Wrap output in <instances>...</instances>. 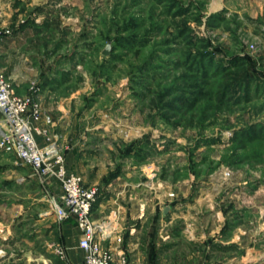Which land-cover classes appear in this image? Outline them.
I'll return each instance as SVG.
<instances>
[{"label": "rangeland", "instance_id": "rangeland-1", "mask_svg": "<svg viewBox=\"0 0 264 264\" xmlns=\"http://www.w3.org/2000/svg\"><path fill=\"white\" fill-rule=\"evenodd\" d=\"M7 35L1 68L42 113L38 144L83 179L67 153L88 148L84 183L110 202L94 219L115 225L103 247L264 264V0H0ZM2 115L0 264H83L59 229L76 219L51 207L59 181L2 147Z\"/></svg>", "mask_w": 264, "mask_h": 264}, {"label": "built area", "instance_id": "built-area-1", "mask_svg": "<svg viewBox=\"0 0 264 264\" xmlns=\"http://www.w3.org/2000/svg\"><path fill=\"white\" fill-rule=\"evenodd\" d=\"M36 107L31 98L18 96L13 84L7 81L0 60V110L8 125L2 134V147H12L21 160L41 175L59 181L62 191L59 197L52 196L51 207L59 220L71 216L76 219L82 231L79 245L85 253L83 264H136L124 250L117 251V258L113 248L102 246L101 240L115 231V225L109 220L94 219L101 188L85 184L80 174L68 169L57 143L44 147L38 144L33 122L40 121L42 113Z\"/></svg>", "mask_w": 264, "mask_h": 264}, {"label": "crops", "instance_id": "crops-1", "mask_svg": "<svg viewBox=\"0 0 264 264\" xmlns=\"http://www.w3.org/2000/svg\"><path fill=\"white\" fill-rule=\"evenodd\" d=\"M13 36H16V35H13ZM5 40H7L8 42H6ZM8 43H12V39L9 37V35L5 36L2 43L0 42V53L6 50ZM22 81L23 79H20L18 80V83H22ZM0 114L2 115L1 112ZM73 145H74L73 148H70L72 149V151L67 153V160L69 161L70 164H73V166H75L74 167L75 170H77L78 172H82V173L84 172V175H85L84 182L87 183L86 182L87 181L86 171L92 168V162L89 159L90 155L87 150L88 148L87 146L85 147V146H81L77 144L76 145L73 144ZM74 163H76V165H74ZM123 183H126L125 178L123 176L122 177L117 176L116 178H113L108 184V188L110 189V187H114V186L118 188H113V189L111 188L112 194H110V196L114 197L116 190L120 191L124 188H126V191L124 192H127L128 190H127L126 184H123ZM107 194H109V190ZM106 200L107 199H105L104 197L99 198L98 202L96 203L97 205L95 206V209H94V216H96V214L98 215L99 213L102 214L106 211L105 208L109 207L110 205L109 204L110 202ZM59 229H61L60 231L62 234L63 241L67 244L70 250L71 248H73V246L78 245L79 239L82 233L79 226H75L71 224L70 222H63V224L61 225ZM125 248L128 251V253L131 255V257L134 258L138 264H159L160 261L162 260V258L160 260V256H159L160 253L158 252L157 249H155V246H149L148 248L146 247L144 248L142 243L140 244L138 242H135L134 240H128L127 244L125 243ZM73 254H76V253L70 252V255L73 256ZM80 254L82 255L81 257L83 258L84 251L81 250Z\"/></svg>", "mask_w": 264, "mask_h": 264}, {"label": "water", "instance_id": "water-1", "mask_svg": "<svg viewBox=\"0 0 264 264\" xmlns=\"http://www.w3.org/2000/svg\"><path fill=\"white\" fill-rule=\"evenodd\" d=\"M167 210H168V208H166V210H165V211L167 212Z\"/></svg>", "mask_w": 264, "mask_h": 264}]
</instances>
